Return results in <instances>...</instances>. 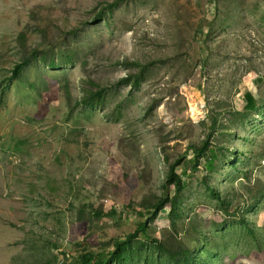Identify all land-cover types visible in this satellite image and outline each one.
Here are the masks:
<instances>
[{"label":"rangeland","instance_id":"rangeland-1","mask_svg":"<svg viewBox=\"0 0 264 264\" xmlns=\"http://www.w3.org/2000/svg\"><path fill=\"white\" fill-rule=\"evenodd\" d=\"M180 155L183 202L150 219ZM260 192L264 0H0V264H75L145 220L126 264H169L159 242L177 237L206 264H264Z\"/></svg>","mask_w":264,"mask_h":264},{"label":"trees","instance_id":"trees-1","mask_svg":"<svg viewBox=\"0 0 264 264\" xmlns=\"http://www.w3.org/2000/svg\"><path fill=\"white\" fill-rule=\"evenodd\" d=\"M28 61H29L28 59L24 58L20 62L16 63L15 67L13 68V74L15 76H20L25 66L27 65ZM259 78L262 79L261 77ZM97 86H98L97 89H93V88L85 89V93L83 94L81 103H84L85 105L91 107L98 106L96 105V101H99V103L101 104V102L104 100L105 88L99 87V85ZM244 100L246 102L243 107L245 111L253 112L259 109L258 98H256L251 91H246L244 93ZM212 118H213V123L215 124L216 118L213 116ZM209 145H210V141L208 137L202 146H197V145L191 146L193 150V156L190 159V162H191V168L193 170H197L199 168L203 150L207 149ZM213 157H215V155H213ZM213 157H209L205 161L206 174L204 181L208 185V189L215 196L220 197L219 191L214 189V187L211 184H209L210 171L208 170L215 168ZM184 159H185L184 155H180L178 158L175 159L173 163L169 164V169L166 176V182L163 183V188L165 189V192L161 196L159 197L157 196L155 201H153V203L150 204V206L152 207L149 212L150 219H155L160 213V211L167 206V204H170L171 213L177 212V210L180 208L183 202L184 185H183V175L177 173V167L183 163ZM172 185L174 186L175 193L174 195L171 196L169 194V187H171ZM263 197H264V193L260 192L258 197L256 198L257 202H259ZM225 200L227 199H223V205L225 207L222 208H225L226 210L228 209L229 204H227L226 203L227 201ZM253 206L254 204H252V207ZM115 212L116 210L112 209L111 211L106 213V215L112 216L113 214H115ZM226 212H228V210H226ZM240 221L245 226L251 225V223H248V220L244 213L243 215L242 214L240 215ZM140 232H142L144 235L149 237L148 220H145L142 223H140L138 228L134 232L129 233L124 238L116 239L113 244L114 248L107 252L105 251L99 252V251H94V249H86L81 253L80 259L77 261V264H126V262L132 258L131 242L134 238H136L139 235ZM174 243H177V245L172 247L171 245ZM159 245L161 249V255L165 257V259L169 262V264H206V262L201 258V255L198 252H194L188 246H184V244L182 243V239L179 237L175 239H171L170 243H168L167 241H162V242L160 241ZM179 248H182L183 250ZM181 252H184L185 255L184 258L178 257L177 253L181 255Z\"/></svg>","mask_w":264,"mask_h":264},{"label":"built area","instance_id":"built-area-1","mask_svg":"<svg viewBox=\"0 0 264 264\" xmlns=\"http://www.w3.org/2000/svg\"><path fill=\"white\" fill-rule=\"evenodd\" d=\"M198 112H199V115L197 116L198 119L206 118L208 110H207V106L205 102H200L199 107H198ZM69 258H70V254L68 253L67 257L62 258L58 264H70ZM76 262L75 264H77Z\"/></svg>","mask_w":264,"mask_h":264}]
</instances>
